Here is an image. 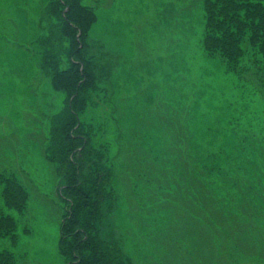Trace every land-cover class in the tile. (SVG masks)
I'll use <instances>...</instances> for the list:
<instances>
[{
  "label": "rangeland",
  "instance_id": "1",
  "mask_svg": "<svg viewBox=\"0 0 264 264\" xmlns=\"http://www.w3.org/2000/svg\"><path fill=\"white\" fill-rule=\"evenodd\" d=\"M81 2L97 15L88 55L112 69L81 116L113 168L115 202L104 230L135 264H194L184 251L197 242L186 229L190 216L168 212H177L182 195L177 170L187 145L194 175L264 238V97L203 46L205 0ZM54 20L47 0H0V214L13 219V230L0 234V264H66L57 248L63 216L55 195L63 180L39 144L66 99L41 67L43 46L51 52L48 32H58ZM212 164L221 172L211 173ZM14 181L26 191L20 209L2 195L5 186L15 190ZM160 234L178 245L165 250Z\"/></svg>",
  "mask_w": 264,
  "mask_h": 264
},
{
  "label": "trees",
  "instance_id": "2",
  "mask_svg": "<svg viewBox=\"0 0 264 264\" xmlns=\"http://www.w3.org/2000/svg\"><path fill=\"white\" fill-rule=\"evenodd\" d=\"M47 1L58 32H48L51 52L43 46L41 67L49 75L53 90L66 95L63 108L48 118L47 135L39 140L41 155L63 180L55 193L62 204L58 212L63 216L58 252L66 264H135L114 233L104 230L115 202L113 168L107 165L106 153L92 143L91 122L85 123L81 117L92 93L104 90L100 82H108L112 72L109 63L99 67V62L88 55L87 37L97 15L81 0ZM205 12L203 46L221 57L243 80L256 85L264 97V0H205ZM182 148L183 169L177 170L183 181L181 185L177 182L182 195H178L177 204H164L176 207V213L166 211L178 219L183 212L190 216L186 229L195 230L197 242L184 250L186 255L194 264H237L244 258L264 261V238L259 240L253 235L257 227L253 220L224 210L207 181L194 175L187 145ZM210 172L221 171L212 164ZM14 186L15 190L5 186L2 195L6 205L20 209L26 191L15 181ZM10 191L14 199H10ZM188 201L193 206L192 213L188 211ZM6 228L13 230V219L0 214V234ZM157 239L167 251L178 245L177 240L165 234Z\"/></svg>",
  "mask_w": 264,
  "mask_h": 264
}]
</instances>
